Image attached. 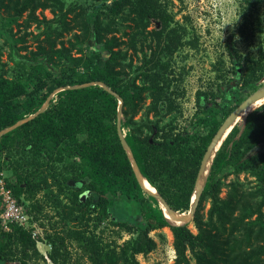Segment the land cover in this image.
Wrapping results in <instances>:
<instances>
[{
  "label": "trees",
  "instance_id": "trees-1",
  "mask_svg": "<svg viewBox=\"0 0 264 264\" xmlns=\"http://www.w3.org/2000/svg\"><path fill=\"white\" fill-rule=\"evenodd\" d=\"M87 1L65 6L64 0H23L13 6L12 22L29 11L30 21L43 23L46 29L35 35L38 43L30 51L32 65L22 63L14 77L0 72V132L23 121L0 135V172L7 160L6 166L15 175L14 181H6L7 186L18 200L23 195L34 197L40 191L52 195L55 187L58 194L67 193L74 206L67 210L65 206L57 207L68 214V221L84 223L68 229L67 237L79 245L91 264H142L137 256L157 247L150 232L164 227L173 234V264H264V151L248 155L264 142V107L247 117L237 137L238 128L234 127L214 157L191 220L196 232L189 222L172 224L158 199L143 190L121 143L117 131L119 101L121 128L129 129L124 132L127 145L150 185L143 180L144 184L149 189L154 187L179 212L190 210L206 146L222 123L211 137L198 136L201 142L194 146L188 134L175 133V127L165 132L158 121L145 124L152 132L157 129L153 141L150 136H142L143 126H135L133 116L145 100L146 90L154 96L149 110L159 111L163 105L168 111L176 108L170 87L171 57L179 48L177 29L160 0H91L97 7L92 11V22L87 19L91 8ZM247 1L253 4L258 0ZM38 8H50L54 18H39L35 13ZM71 13L72 20L68 19ZM152 18L159 20L160 30H147ZM54 20L58 26L51 25ZM126 22L132 26V31L125 33L128 42L116 35ZM74 28L79 31L67 41L62 40ZM91 37L109 53L102 65L100 53L89 51L86 44ZM16 39L25 40L22 36ZM125 43L140 48L141 70L122 67L127 51L120 46ZM226 47L237 68L240 54L233 34L227 38ZM239 70L236 83L241 76ZM139 74L143 85L135 82ZM263 76L264 61L246 72L245 83L251 85ZM197 98L200 107L208 108L206 92L198 91ZM204 123V118L197 117L195 124ZM229 167L238 173L250 172L257 188L241 191L234 183L221 197L218 174ZM86 191L99 196L97 203L91 197L82 199ZM108 193L139 201L141 219L118 217L107 205ZM206 201L210 206L204 214ZM99 210L112 215L111 224L130 237L122 242L106 241L89 228L93 214ZM48 239L51 260L66 264L65 237L56 232ZM36 243L31 231L21 226L13 225L11 231L0 227V260L32 264L31 260L39 255Z\"/></svg>",
  "mask_w": 264,
  "mask_h": 264
},
{
  "label": "rangeland",
  "instance_id": "rangeland-1",
  "mask_svg": "<svg viewBox=\"0 0 264 264\" xmlns=\"http://www.w3.org/2000/svg\"><path fill=\"white\" fill-rule=\"evenodd\" d=\"M20 1L23 0H0V72H3L7 77H14L22 63L28 65L34 63L29 58L30 51L36 49L38 43L35 35L46 29L43 23L37 25L35 22L30 21L28 18L29 11L24 12L17 22H12L13 6ZM77 1L78 5H83L86 0H64V3L67 6ZM160 1L165 5L167 15L171 17V25L177 29L179 38V48L171 57L173 82L170 93L175 101L176 108L168 111V106L163 105L159 106V111L149 110L154 102V96L150 90H146L144 92L145 100L140 104L133 119L136 122L135 126H143L141 135L150 136V141L153 140L157 132V129L154 128L155 130L152 132L145 126L151 120L152 122L158 121L159 128L165 132L171 127H175V133L188 134L191 140H194L192 142L194 146L195 143L201 142L197 138L198 136L205 138L212 135L217 126L223 123L227 117V112L233 111L251 93L264 85V76L251 85L245 83L246 72L251 67H255L264 61V2L258 0L250 4L247 0ZM87 5L91 7L88 10L87 19L92 22L94 15L92 11L97 7L91 0L87 1ZM35 13L39 18L43 16L47 19L54 18V13L50 8H38ZM72 17V13L68 15V19L72 20ZM58 23L54 20L51 25L58 26ZM130 23L126 22L121 30L116 33L120 39L127 42L128 36L125 33L132 31V26H128ZM160 26L159 20L152 18L149 20L147 30H160ZM78 31V28H74L71 32L66 33L62 40L67 41V39L72 38L74 32ZM231 34L234 36L235 45L240 54V62L237 68L232 62L226 47V40ZM21 36L24 37V42L16 39ZM86 44L89 51L100 53L102 57L100 64L102 65L109 56L108 51L97 43L94 37H91ZM120 47L127 51V58L122 61V67L127 70L130 67L141 70L143 59L140 48L132 47L129 43L122 44ZM147 52L150 53V50H147ZM73 54L76 56V51H73ZM41 61H45V59ZM237 69H241L238 83H236ZM135 82L138 85L144 84L141 74L137 76ZM198 91L207 93L208 108L199 106ZM261 107H264V103L256 106L253 110L251 109L246 116L241 118L235 125L238 128L235 137L244 130L247 117L255 111H260ZM197 117L204 118L205 123L195 124L197 123ZM128 130V128H125L123 132L126 133ZM157 138L159 139V137ZM208 145L209 143L206 149ZM261 151H264V142L251 150L248 155ZM6 161L3 170L0 172V178L12 182L15 180V175L6 166ZM218 178L222 182L221 197H225L229 193L234 183L238 185L241 191H251L257 188L255 176L248 171L235 172L233 167L224 169L218 174ZM147 185L150 184L147 183ZM150 189L155 188L150 186ZM84 193H87L84 201L91 197L97 203L99 196L96 193L91 191ZM142 196L144 199L147 198L145 195ZM106 199L108 207L113 209L118 217L141 219L139 201L130 200L119 193H108ZM18 201L33 216L34 226L30 230L37 242L39 255L31 260L32 264H55L50 258L52 245L48 237L56 232L65 237L68 252L66 264H91L79 245L67 237L68 229L84 225V223L68 221V214L65 215L61 212V208L57 207V205H60V207L65 206L67 210L69 206H74L67 193L60 195L55 187V192L52 195H46L40 191L34 197L23 195ZM209 206L210 202L206 201L202 209L204 214H206ZM111 218L112 215L99 210L93 214V222L89 224V228L96 230V233L100 234L106 241L117 240L122 242L128 239L130 234L124 231L121 232L118 227L113 226ZM170 222L175 224L172 219ZM189 227L196 232L192 221H189ZM150 235L156 240L157 247L147 255H138L139 261L142 264H173L175 251L173 248V234L170 228L164 227L151 231ZM0 264L11 263L0 260Z\"/></svg>",
  "mask_w": 264,
  "mask_h": 264
},
{
  "label": "water",
  "instance_id": "water-1",
  "mask_svg": "<svg viewBox=\"0 0 264 264\" xmlns=\"http://www.w3.org/2000/svg\"><path fill=\"white\" fill-rule=\"evenodd\" d=\"M240 72V70H239ZM264 98V85L256 89L253 93H251L244 101H242L223 121L221 126L218 128L217 132L213 136L212 140L210 141L200 164L199 171L197 174V178L195 181V188L191 200V206L190 210L187 213H180L178 211L173 210L169 204L166 202V200L156 191H151L146 187L144 184V176H142L136 161L133 157V154L131 152V149L127 145L125 134L121 128V117H122V100L120 99L119 107H118V122H117V131L121 140L122 145L124 146L125 150L127 151L128 157L132 163V167L136 173V177L142 186V188L147 191L148 193L154 195L160 202L162 209L164 210L165 215L170 220L172 219L175 224H184L189 221H191L195 215L196 208L199 202V199L204 191V187L207 181V175L209 172V167L212 163L213 157L216 154V152L221 147L223 141L227 138L228 134L231 132V130L235 127V125L238 123V120L244 115L246 116L248 112L251 111V107L260 99ZM48 105V101L43 105L40 112L43 111ZM23 121L19 122L17 125L22 123ZM15 125V126H17ZM15 126L4 130L0 132V135L4 132H7L8 130L13 129ZM151 141H153L151 139ZM71 184H74L73 181L70 182ZM87 193H84L81 197L83 200H85ZM168 213V215H167Z\"/></svg>",
  "mask_w": 264,
  "mask_h": 264
},
{
  "label": "built area",
  "instance_id": "built-area-1",
  "mask_svg": "<svg viewBox=\"0 0 264 264\" xmlns=\"http://www.w3.org/2000/svg\"><path fill=\"white\" fill-rule=\"evenodd\" d=\"M13 225L31 231L33 216L19 203L5 179L0 178V226L5 231H11Z\"/></svg>",
  "mask_w": 264,
  "mask_h": 264
},
{
  "label": "bare ground",
  "instance_id": "bare-ground-1",
  "mask_svg": "<svg viewBox=\"0 0 264 264\" xmlns=\"http://www.w3.org/2000/svg\"><path fill=\"white\" fill-rule=\"evenodd\" d=\"M264 103V98H262V99H260V100H258L250 109H254L256 106H259V105H261V104H263ZM244 117V115L241 117V118H243ZM241 118L238 120V122L241 120ZM144 181H146L147 182V180H146V178H144ZM148 183V182H147ZM149 189V188H148ZM151 191H156V189H150ZM171 220V219H170Z\"/></svg>",
  "mask_w": 264,
  "mask_h": 264
}]
</instances>
